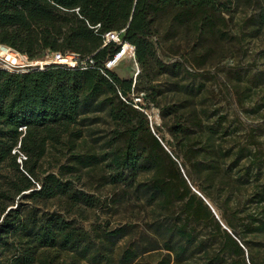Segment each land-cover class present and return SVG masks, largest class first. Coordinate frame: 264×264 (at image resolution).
<instances>
[{"label": "trees", "instance_id": "1", "mask_svg": "<svg viewBox=\"0 0 264 264\" xmlns=\"http://www.w3.org/2000/svg\"><path fill=\"white\" fill-rule=\"evenodd\" d=\"M223 1L0 0V46L26 55L31 61L47 51L62 56L73 54L78 60L75 68L52 65L26 73L0 70V164L13 161L19 174L14 184L17 193L29 191L35 188V182H40V190L32 191V199L48 200L67 194L69 183L58 177L48 175L42 181L39 179L38 163L48 148L57 149L65 144L64 137L73 136L82 118L106 108L115 123L108 141L110 151L99 156H76L75 161L79 168L105 164L110 170V184L141 189L167 214L175 215L172 209L180 206V214L172 223L153 225L162 244L159 246L157 239L149 241L152 250L159 246L166 252L155 264H228L224 255L234 258L229 264H247L243 260V246L235 239L238 235L233 224L227 221L235 238L192 191L193 181L200 180L202 175L213 179L218 167L212 166L206 172V156L200 159V151L195 149L197 140L193 135L201 129L197 111L180 112L174 106L160 108L156 99L157 94H164L159 76L166 73L195 76L184 60L167 64L157 58L152 42L157 35V20L167 17L175 29L192 27L195 42L208 50L225 20ZM263 25L264 15H261L257 26ZM110 33H120L122 41L135 48L139 65L136 79L123 80L106 68L120 50L116 43H106L105 37ZM163 39L158 38L159 46ZM261 83L264 84V74ZM180 88L193 96L201 92L200 88L187 85ZM121 93L146 95V106L136 104L131 98L124 100ZM149 105L160 110L165 127L181 143L191 177L183 175L185 166L179 157L164 149L160 142L164 139L158 137L159 129L153 132L146 113ZM15 151L25 156V172L16 164ZM140 173L152 175L147 181L139 182ZM205 190L203 187L202 191ZM76 199L88 202L83 195ZM33 213L29 211L26 218L20 211L10 210L0 223V247L8 245L13 234L20 243L26 241L12 264H34L38 259L41 264H134L139 257L140 245L136 249H124L118 261L114 258L115 243L132 234L133 226H120L93 240L87 231L61 216L50 215L39 223ZM208 225L225 234V240L213 253L202 248L205 242H199L196 235L197 227ZM195 249L205 251L194 263L191 259ZM144 253L145 250L141 254Z\"/></svg>", "mask_w": 264, "mask_h": 264}, {"label": "rangeland", "instance_id": "2", "mask_svg": "<svg viewBox=\"0 0 264 264\" xmlns=\"http://www.w3.org/2000/svg\"><path fill=\"white\" fill-rule=\"evenodd\" d=\"M223 3L225 20L208 50L195 42L192 27L175 29L167 17L157 20V35L152 38L157 58L167 64L184 60L195 76L185 73L159 76L158 83L164 94H157L156 99L160 108L174 106L180 112L197 111L201 129L193 135L197 140L195 149L200 151V159L206 156V172L212 166L218 167L213 179L202 175L191 186L201 191L204 187L203 194L219 210L225 223L230 221L233 224L238 238L231 230L232 236L243 246V260L247 264H264V84L261 83L264 25L257 26L259 17L264 15V0H224ZM158 38H164L160 46ZM110 70L123 80L136 79L139 65L136 59L134 66L126 58ZM184 85L200 88L201 92L196 96L189 95L180 88ZM146 113L151 116L154 131L159 129L158 137L164 139L170 152L185 166L183 175L191 177L181 153L183 147L165 127L160 110L149 105ZM114 129L115 123L108 110L100 108L80 120L73 136L64 137V145L57 149L48 148L38 163L39 179L42 181L48 175H54L69 183L70 187L67 194L52 199L31 198L32 191L40 190V182H35V188L18 194L14 184L19 174L13 161L1 163L0 222L4 213L11 209L20 211L26 218L29 211H34L33 218L39 223L50 215H58L87 231L93 240L106 231L130 225L134 227L132 234L115 243V260L118 261L124 249H136L138 245L139 257L134 264H155L163 258L166 252L159 247L162 240L155 234L153 225L172 223L171 220L180 214V206L172 209L175 215L167 214L141 189L110 184V170L105 164L88 168H79L76 164V156H99L109 152L108 141ZM76 135L81 137L75 139ZM25 160V156L17 152L16 164L21 172H25ZM151 175L140 173L137 180L147 181ZM82 195L88 202L77 201L76 197ZM196 230L198 241L205 242L202 248L212 253L225 240V234L218 233L210 225ZM156 239L159 246L152 250L149 241ZM25 243H20L13 234L8 245L0 247V264H12ZM203 249H195L191 262L203 257ZM144 250L145 253L141 254ZM224 257L228 264L234 260L228 255ZM34 264L41 262L38 259Z\"/></svg>", "mask_w": 264, "mask_h": 264}, {"label": "built area", "instance_id": "3", "mask_svg": "<svg viewBox=\"0 0 264 264\" xmlns=\"http://www.w3.org/2000/svg\"><path fill=\"white\" fill-rule=\"evenodd\" d=\"M105 38H106V43L114 42L120 48L119 52L115 55L113 60L109 61L106 64V68L109 71H111L110 68L111 69L115 68L114 66H112V64L115 61L116 57L123 50V47L125 45H128L132 49L135 57V48L132 45H129L128 43H124L122 41V37L120 33H110L107 34ZM52 65H62L70 68H75L76 66H78V60L73 54H67L66 56H62L60 54L47 51L41 58L31 61L26 55L19 54L7 47L0 46V70L2 71H6L10 73H26L33 71V69H38L37 71L44 70ZM138 74L139 72L137 73V76ZM123 94L125 93H121L120 95L124 100L130 99L129 95L125 94L127 96H124ZM133 96H134L133 100L136 104H140L141 106H146L147 97L144 94H141L139 96H135V95ZM144 96L146 97V99L144 98ZM149 119L151 120L150 115H149Z\"/></svg>", "mask_w": 264, "mask_h": 264}, {"label": "water", "instance_id": "4", "mask_svg": "<svg viewBox=\"0 0 264 264\" xmlns=\"http://www.w3.org/2000/svg\"><path fill=\"white\" fill-rule=\"evenodd\" d=\"M38 69H33V71H37ZM124 96H127L125 94H123ZM144 98L146 99V97L144 96ZM151 128L154 132V128H153V125L151 124ZM160 142L162 143L164 149L170 154V149L169 147L162 141L160 140ZM183 173V171H182ZM184 174V173H183ZM185 176V175H184ZM192 191L198 196L200 197L204 203L209 207V209L212 211V213L214 214V216L216 217V219L219 221V223L221 224L222 228L224 230H226L229 234H232L231 232V229L227 226V224L225 223L224 219H223V216L220 215V212L219 210L215 207V205L210 201V199L203 194V192L198 188H193L192 187ZM12 210V209H11ZM7 215V213L4 214V216L2 217V220L5 218V216ZM1 220V222H2ZM0 222V223H1Z\"/></svg>", "mask_w": 264, "mask_h": 264}, {"label": "bare ground", "instance_id": "5", "mask_svg": "<svg viewBox=\"0 0 264 264\" xmlns=\"http://www.w3.org/2000/svg\"><path fill=\"white\" fill-rule=\"evenodd\" d=\"M126 58L130 59L135 66V57H134V53L132 51V49L128 46L125 45L123 47V50L120 52V54L116 57L115 61L113 62L112 66H114L115 68L122 62L124 61Z\"/></svg>", "mask_w": 264, "mask_h": 264}]
</instances>
